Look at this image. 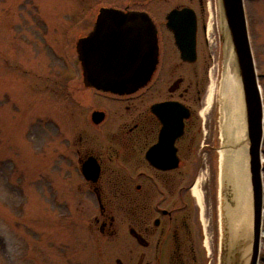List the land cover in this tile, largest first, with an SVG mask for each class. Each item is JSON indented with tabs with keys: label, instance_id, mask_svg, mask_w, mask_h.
Segmentation results:
<instances>
[{
	"label": "rangeland",
	"instance_id": "374dc122",
	"mask_svg": "<svg viewBox=\"0 0 264 264\" xmlns=\"http://www.w3.org/2000/svg\"><path fill=\"white\" fill-rule=\"evenodd\" d=\"M180 5L198 15L204 127L198 149L201 155L215 149L207 164L215 168L219 189L226 144L217 92L203 112L210 87L219 83L228 41L220 0H0V264L111 263L113 245L99 241L98 202L76 151L81 138L92 139L96 151L110 146L120 115L113 100L84 87L76 42L92 30L101 7L146 9L163 22ZM244 7L264 107V0H244ZM97 108L112 110L100 128L90 121ZM262 178L264 185V169ZM258 264H264V205Z\"/></svg>",
	"mask_w": 264,
	"mask_h": 264
},
{
	"label": "flooded vegetation",
	"instance_id": "af4514ba",
	"mask_svg": "<svg viewBox=\"0 0 264 264\" xmlns=\"http://www.w3.org/2000/svg\"><path fill=\"white\" fill-rule=\"evenodd\" d=\"M186 7L175 6L170 12ZM111 8L148 13L157 26L160 55L154 76L143 89L128 96L101 93L113 100L115 114L120 115L116 131L109 135L112 144L96 151L92 139L81 138L76 151L80 172L90 158L101 168L97 183L83 177L98 202L94 222L99 225V241L113 245L110 264H221L228 236L223 208L226 204L236 208L238 199L224 183L215 187V168L207 164L215 149L199 153L204 127L199 119L198 57L194 62L182 59L168 27L170 12L166 21L158 22L146 9ZM198 38L199 27L197 56ZM97 110L106 115L96 127L100 128L112 110ZM164 140L173 141V146L162 144ZM173 150L178 165L168 168L174 163L168 157ZM199 180L201 203L194 193Z\"/></svg>",
	"mask_w": 264,
	"mask_h": 264
},
{
	"label": "water",
	"instance_id": "95a60500",
	"mask_svg": "<svg viewBox=\"0 0 264 264\" xmlns=\"http://www.w3.org/2000/svg\"><path fill=\"white\" fill-rule=\"evenodd\" d=\"M224 35L232 44L237 61L245 106L246 149L248 175L252 192V229L246 241L231 248L228 236L223 244L221 264H258L262 235L264 185L262 178V145L264 140V107L252 47L249 38L244 0H220ZM168 27L175 34L182 59L197 60L198 20L193 9L173 10L167 16ZM78 60L82 67L83 84L119 96L134 94L153 78L160 55L156 23L146 12L122 11L111 7L99 10L93 30L76 43ZM162 107H170L164 104ZM106 119L105 112L96 110L91 115L94 126ZM181 133V132H180ZM162 144L173 146V141ZM175 150L168 154L174 157ZM86 180L97 183L101 168L94 158L82 166ZM245 241V240H244ZM246 257H244L245 252Z\"/></svg>",
	"mask_w": 264,
	"mask_h": 264
},
{
	"label": "bare ground",
	"instance_id": "6f19581e",
	"mask_svg": "<svg viewBox=\"0 0 264 264\" xmlns=\"http://www.w3.org/2000/svg\"><path fill=\"white\" fill-rule=\"evenodd\" d=\"M223 32H225L223 27ZM231 43L227 41L224 48V63L221 70L220 80L217 86H211L207 97V109L210 108L215 92L220 99L222 113V136L224 153L222 157L225 189H230L231 194L237 197V207L233 208L226 204L223 208L224 220H226L227 234L231 244L232 252L236 244L242 243L248 249L246 241L250 238L252 229V204L248 176V159L246 152V122L243 91L235 66ZM216 93V94H217ZM201 180L197 182L194 193L198 201L202 202L200 191ZM234 196V195H233ZM245 240V241H244ZM245 252L244 257H246Z\"/></svg>",
	"mask_w": 264,
	"mask_h": 264
}]
</instances>
